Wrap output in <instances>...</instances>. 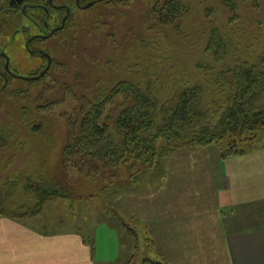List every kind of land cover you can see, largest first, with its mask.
<instances>
[{
  "label": "rangeland",
  "instance_id": "rangeland-1",
  "mask_svg": "<svg viewBox=\"0 0 264 264\" xmlns=\"http://www.w3.org/2000/svg\"><path fill=\"white\" fill-rule=\"evenodd\" d=\"M166 1L106 0L85 10L72 5L67 29L52 40L50 53L54 63L46 80L11 86L0 94V135H13L0 144V185L21 172L37 171L50 178L70 134L79 130L94 97L121 80H142L129 68L142 60L141 56L137 57L142 49L140 42L151 43L146 49L150 63L159 61L165 69L180 63L189 67L203 58L212 25L228 34L259 31L264 27V0H236V10L226 6L225 0H177L199 2L201 7L214 9V13L195 23L192 16L164 24L160 15ZM140 62L144 64L143 60ZM122 99L113 101L105 109L104 119L114 117ZM245 139L238 141L245 156L233 164L241 163L237 167L241 169V195L251 198L264 194V129L253 139L246 132ZM230 143L231 137L226 136L217 144L195 148L191 153L194 158L197 154L205 158L197 160L195 166L193 163L185 166L182 158L189 156H179L174 165L182 168L174 173L169 188H176L173 186L181 178L193 179V175L218 171L215 162H219L220 151ZM75 162L76 157H72L67 169L72 198H55L39 214L21 219L44 232H77L93 240L103 264H141L145 258L156 260L145 239L141 218L131 224L138 228L137 242L122 225V220L128 221L131 209L142 215L143 205H160V199L150 201L153 189L143 185L138 188L126 179L118 183L117 177H111L115 171L105 178L84 177ZM169 169L168 164V173ZM122 174L126 177V169ZM134 254L135 261L125 263Z\"/></svg>",
  "mask_w": 264,
  "mask_h": 264
},
{
  "label": "trees",
  "instance_id": "trees-1",
  "mask_svg": "<svg viewBox=\"0 0 264 264\" xmlns=\"http://www.w3.org/2000/svg\"><path fill=\"white\" fill-rule=\"evenodd\" d=\"M225 3L232 10L238 8L236 0ZM213 10L199 2L168 0L160 21L170 24L193 16L195 23ZM207 35L203 58L189 67L180 63L165 69L159 61L150 63L146 49L151 43L140 42L137 57L144 64L140 60L129 68L142 80H121L94 97L50 178L37 171L6 178L0 185V215L32 217L55 198L71 199L67 169L72 157L84 177L105 178L115 171L111 177H117L118 183L126 179L138 188L154 189L166 174L167 159L179 152L217 144L230 136V146L220 151L221 157L244 155L238 141L247 140L246 132L253 139L264 129V27L228 34L212 25ZM121 97L114 117L104 119L105 109ZM12 137L0 135V144ZM122 225L137 242L136 228L126 220ZM90 242L95 249L94 241ZM135 257L125 263L134 262ZM156 260L145 258L141 264L166 263L163 257Z\"/></svg>",
  "mask_w": 264,
  "mask_h": 264
},
{
  "label": "crops",
  "instance_id": "crops-1",
  "mask_svg": "<svg viewBox=\"0 0 264 264\" xmlns=\"http://www.w3.org/2000/svg\"><path fill=\"white\" fill-rule=\"evenodd\" d=\"M192 152L167 159L165 176L150 192V201L160 199V205H143L142 215L131 209L128 221L141 218L149 247L167 264H264V194L244 198L241 163L233 164L245 155L224 159L220 154L218 171L214 165L215 171L181 178L169 188L182 168L174 165L179 156H189L182 158L187 167L205 159ZM90 240L77 232H44L24 219L0 215V264H103Z\"/></svg>",
  "mask_w": 264,
  "mask_h": 264
},
{
  "label": "flooded vegetation",
  "instance_id": "flooded-vegetation-1",
  "mask_svg": "<svg viewBox=\"0 0 264 264\" xmlns=\"http://www.w3.org/2000/svg\"><path fill=\"white\" fill-rule=\"evenodd\" d=\"M103 1L0 0V94L45 81L54 63L52 40L67 29L72 5L85 10Z\"/></svg>",
  "mask_w": 264,
  "mask_h": 264
},
{
  "label": "water",
  "instance_id": "water-1",
  "mask_svg": "<svg viewBox=\"0 0 264 264\" xmlns=\"http://www.w3.org/2000/svg\"><path fill=\"white\" fill-rule=\"evenodd\" d=\"M92 4H93V3H89V4H87L84 8H88V7H90ZM42 74H43V73H42Z\"/></svg>",
  "mask_w": 264,
  "mask_h": 264
}]
</instances>
